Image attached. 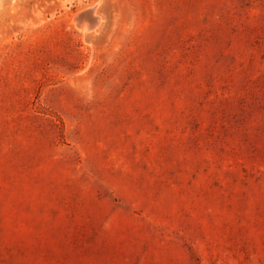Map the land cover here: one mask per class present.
Wrapping results in <instances>:
<instances>
[{
    "label": "rangeland",
    "instance_id": "rangeland-1",
    "mask_svg": "<svg viewBox=\"0 0 264 264\" xmlns=\"http://www.w3.org/2000/svg\"><path fill=\"white\" fill-rule=\"evenodd\" d=\"M0 264H264V0H0Z\"/></svg>",
    "mask_w": 264,
    "mask_h": 264
},
{
    "label": "bare ground",
    "instance_id": "bare-ground-1",
    "mask_svg": "<svg viewBox=\"0 0 264 264\" xmlns=\"http://www.w3.org/2000/svg\"><path fill=\"white\" fill-rule=\"evenodd\" d=\"M94 8H95V7H94ZM91 9H92V8H91ZM96 14H97V13H96ZM79 15H80V14H78V16H79ZM90 15H91V14H90ZM81 16H82V15H81ZM85 16H86V15H85ZM85 16H83L84 19H85ZM94 16H95V15H94ZM75 18H76V17H75ZM95 18H97V17H95ZM99 18H100V17H99ZM100 19H101V18H100ZM76 20H77V19H76ZM79 20H80V19H79ZM89 20H90V19H89ZM93 20H94V19H93ZM81 21H82V20H81ZM85 21H86V19H85ZM95 21H96V20H95ZM98 21H99V19H98ZM77 23H79V22H77ZM87 23H88V22H87ZM92 23H93V22H92ZM97 24H99V23H96V24H94V25H97ZM80 26H81V23L78 24V27H80ZM82 26H83V25H82ZM94 27H95V26H94ZM94 27H93V28H94ZM86 29H87V28H86ZM86 29H85V30H86ZM87 30H88V29H87Z\"/></svg>",
    "mask_w": 264,
    "mask_h": 264
}]
</instances>
